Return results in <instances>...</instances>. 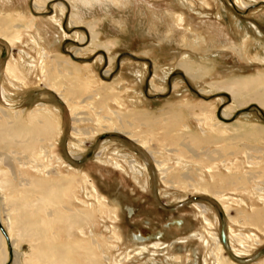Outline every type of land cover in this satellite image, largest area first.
I'll list each match as a JSON object with an SVG mask.
<instances>
[{"label":"rangeland","instance_id":"374dc122","mask_svg":"<svg viewBox=\"0 0 264 264\" xmlns=\"http://www.w3.org/2000/svg\"><path fill=\"white\" fill-rule=\"evenodd\" d=\"M0 264H264V0H0Z\"/></svg>","mask_w":264,"mask_h":264},{"label":"bare ground","instance_id":"6f19581e","mask_svg":"<svg viewBox=\"0 0 264 264\" xmlns=\"http://www.w3.org/2000/svg\"><path fill=\"white\" fill-rule=\"evenodd\" d=\"M241 3H242V6L243 7H245L246 6V4L243 2V1H241ZM182 19V18H181ZM8 71H10V73L11 72H13V70H11L9 67H8V69H7ZM76 74V73H75ZM228 85V84H227ZM88 100V99H87ZM87 177V178H86ZM84 179H85V182H86V184H87V186H88V193H92L96 198H97V202H98V204H100V201H103V202H106V199L104 198V197H101L100 195H99V193L97 192V190H96V188L94 187V185H93V183H91V181L89 182L88 181V176H84L83 177ZM246 199H248V200H252V197L250 196V194H248V196H247V198ZM244 204V203H243ZM249 204V205H248ZM248 204H247V206H250V207H253V206H255V204H254V202H252V201H249L248 202ZM101 205V204H100ZM83 215V214H82ZM116 216V215H115ZM113 217H114V215H113ZM116 218V217H115ZM55 260V259H54Z\"/></svg>","mask_w":264,"mask_h":264},{"label":"water","instance_id":"95a60500","mask_svg":"<svg viewBox=\"0 0 264 264\" xmlns=\"http://www.w3.org/2000/svg\"><path fill=\"white\" fill-rule=\"evenodd\" d=\"M222 237H223V235H222Z\"/></svg>","mask_w":264,"mask_h":264}]
</instances>
